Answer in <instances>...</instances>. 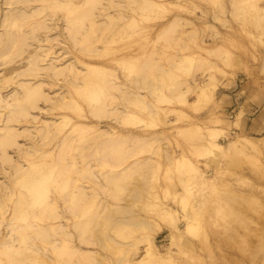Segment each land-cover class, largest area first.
Instances as JSON below:
<instances>
[{
	"label": "rangeland",
	"instance_id": "1",
	"mask_svg": "<svg viewBox=\"0 0 264 264\" xmlns=\"http://www.w3.org/2000/svg\"><path fill=\"white\" fill-rule=\"evenodd\" d=\"M0 37V264H264V0H0Z\"/></svg>",
	"mask_w": 264,
	"mask_h": 264
},
{
	"label": "bare ground",
	"instance_id": "2",
	"mask_svg": "<svg viewBox=\"0 0 264 264\" xmlns=\"http://www.w3.org/2000/svg\"><path fill=\"white\" fill-rule=\"evenodd\" d=\"M5 15H6V13H5ZM6 20H7V15H6ZM88 71L90 73L92 71V69H88ZM72 81H73V85L76 88V90H80L84 86V83L87 86L89 85V82H84L83 79H79L78 77L74 78ZM81 83H82V85H81ZM105 83H106V81L101 80V84H102L103 87H107ZM109 86L111 88L114 87V86H111V85H109ZM22 90L25 92V94L22 96V103H21V109L22 110L21 111H23V113H25L27 111V107L26 106L28 105V103L30 102L32 97L36 95V93H35L36 92V87H33L32 85L31 86H25V87L22 88ZM56 129L57 130H61V128L59 126ZM54 132H52L51 135H53ZM29 179L31 180L30 184L33 185L35 183V177H30ZM29 191H31V189ZM26 192H28V191H26ZM33 192H39L38 188H34L30 193H33ZM15 242H16V240L14 241V238H13L12 239V243H10V244H14ZM6 244H8V243H6ZM7 246L3 247V249L0 250V253H7L10 250Z\"/></svg>",
	"mask_w": 264,
	"mask_h": 264
},
{
	"label": "crops",
	"instance_id": "3",
	"mask_svg": "<svg viewBox=\"0 0 264 264\" xmlns=\"http://www.w3.org/2000/svg\"><path fill=\"white\" fill-rule=\"evenodd\" d=\"M245 86H246V84H243L240 87V89L241 90L244 89ZM243 107H245V106H243ZM242 112H245V110H243L241 108L240 112L238 113V115L236 117L241 116ZM241 120H242L241 124H243V128L245 130L246 129H254L259 124V122L263 120V114L260 111H258L257 115L255 116V118L253 120H250V123L248 121H246V120H243L242 118H241Z\"/></svg>",
	"mask_w": 264,
	"mask_h": 264
}]
</instances>
